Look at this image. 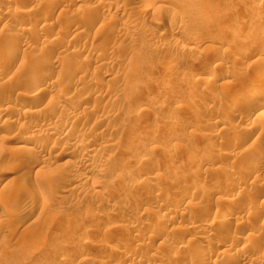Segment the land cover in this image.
Wrapping results in <instances>:
<instances>
[{
  "label": "rangeland",
  "instance_id": "obj_1",
  "mask_svg": "<svg viewBox=\"0 0 264 264\" xmlns=\"http://www.w3.org/2000/svg\"><path fill=\"white\" fill-rule=\"evenodd\" d=\"M263 72L264 0H0V264H264Z\"/></svg>",
  "mask_w": 264,
  "mask_h": 264
},
{
  "label": "bare ground",
  "instance_id": "obj_2",
  "mask_svg": "<svg viewBox=\"0 0 264 264\" xmlns=\"http://www.w3.org/2000/svg\"><path fill=\"white\" fill-rule=\"evenodd\" d=\"M156 1V0H155ZM48 7H50L49 5H48ZM47 9H49V8H47ZM50 10H51V8H50ZM48 11V10H47ZM174 21H172L171 19L170 20H167L166 21V24L167 25H172V23H173ZM20 30V29H19ZM18 30V31H19ZM20 31H22V30H20ZM20 33V32H19ZM11 54H13V53H15V50H12L11 52H10ZM180 61V58H179V56H171L168 60H167V62H166V65H167V67H169V69L172 67H174V66H176V64L177 63H180L179 62ZM48 73V72H47ZM47 73H45V72H35V73H33L32 75H30L31 76V78L32 79H36V80H47L48 78H49V74H47ZM174 74V73H173ZM263 74V77L261 76V83L262 82H264V72L262 73ZM221 76V75H220ZM216 77H218V76H215V78L214 79H216ZM30 78V79H31ZM213 78V77H212ZM219 78V77H218ZM211 79V78H210ZM209 79V80H210ZM28 80V79H27ZM25 81V80H23V81H21V83L25 86V85H28L29 86V84H30V82L29 81H32V80H29V81ZM209 80H207L208 82H209ZM213 80V79H212ZM211 81V80H210ZM213 81H215V80H213ZM259 82V83H260ZM207 83V82H206ZM210 83V82H209ZM206 85V84H205ZM40 90V89H39ZM38 90V91H39ZM42 91V90H41ZM37 93V92H36ZM227 94V93H226ZM25 97V96H24ZM231 101H232V103H243V102H245L246 103V101H247V98H246V95H236V96H232L231 97ZM247 103H249V101L247 102ZM13 106H14V108L13 107H11V109L13 108L16 112H18V113H20V114H26V113H28L29 112V109L30 108H32V107H34V102H33V100L31 101L30 99H19V100H17V101H15L14 103H13ZM228 107V106H227ZM258 109V108H257ZM62 110H64V108L62 109ZM14 111V112H15ZM73 112V111H72ZM38 113V112H37ZM27 123H29V122H27ZM31 124V123H30ZM31 126V125H30ZM23 127V126H22ZM29 127V126H28ZM63 127V126H62ZM27 128V127H26ZM56 131V130H55ZM47 133V132H46ZM31 134V133H30ZM237 134V133H236ZM39 135V134H38ZM56 133L53 131V132H49L48 134H47V137L46 138H50V139H52V138H56ZM234 135V134H233ZM37 136V135H36ZM58 137V136H57ZM239 137H241L242 138V136H240V134H237V135H235L234 136V138H239ZM44 138V137H43ZM62 139V138H61ZM240 139V138H239ZM238 139V140H239ZM46 140V139H45ZM49 142V141H48ZM56 145V144H55ZM54 144H52L51 143V145H49V147H48V149L49 150H54L55 149V146ZM42 146V145H41ZM46 146V145H45ZM19 148V147H18ZM37 159V158H36ZM39 163V162H38ZM26 164H28V163H26ZM25 164V165H26ZM30 165V164H29ZM28 166V165H27ZM26 166V167H27ZM25 167V168H26ZM30 167H32V166H30ZM30 167L28 166L27 168H29L30 169ZM27 171H29V170H27ZM22 192V191H21ZM20 194V190H19V188L18 189H14L13 190V192H12V196L14 197V196H18ZM10 195V196H11ZM13 197H11V198H13ZM263 206V205H262ZM1 211H3V210H1ZM4 212V211H3ZM2 216V215H1ZM236 216H233L232 214H230V213H225V214H223L222 216H220L217 220H216V224H218L220 227H227V226H229V225H231V224H233V223H235L237 220H236V218H235ZM238 218V217H237ZM164 219V218H163ZM210 225V224H209ZM205 226V225H204ZM6 227V226H5ZM234 227V226H233ZM240 227V226H239ZM121 228V227H120ZM123 228V227H122ZM200 228V227H199ZM119 229V228H118ZM210 229V228H209ZM212 229V228H211ZM229 229V228H228ZM122 231V230H121ZM227 231V230H226ZM115 236V235H114ZM199 238V237H198ZM221 238V237H220ZM228 238V237H227ZM115 239H119L118 238V236H117V238H115ZM232 240V239H231ZM119 241H121V240H119ZM229 241V240H228ZM226 242V241H225ZM211 243V242H210ZM245 245V244H244ZM244 245H242L241 247H240V249L241 250H243V246ZM245 247V246H244ZM238 252V251H237ZM232 258V257H231Z\"/></svg>",
  "mask_w": 264,
  "mask_h": 264
}]
</instances>
